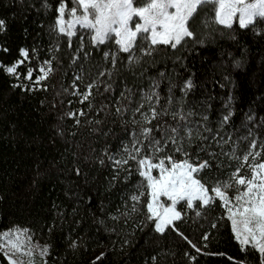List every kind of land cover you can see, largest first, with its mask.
Listing matches in <instances>:
<instances>
[{"label":"trees","instance_id":"trees-1","mask_svg":"<svg viewBox=\"0 0 264 264\" xmlns=\"http://www.w3.org/2000/svg\"><path fill=\"white\" fill-rule=\"evenodd\" d=\"M59 3L0 0V19L5 21L0 49L8 50L0 51V61L11 66L23 59L21 48L29 51V59L17 69L20 79L0 70V232L29 229L35 239L51 245L43 260L47 264H260L256 250H242L219 200L207 209H188L184 202L177 205L183 218L174 223L187 239L171 228L157 233L154 221L147 219V194L135 205L138 211H132L131 196L146 189V182L140 188L135 162L124 166L131 169L129 175L108 156L119 159L122 145L129 144L132 132L140 129L131 121L142 123L139 113L121 115L116 108L143 103L142 111L150 115L144 97L153 91L160 99L157 103L153 98L151 105L161 115L144 126L163 125L170 132L179 121V116L173 119V111L186 116L181 143L194 160L199 156L210 161L211 169L201 176L209 187L217 179H227L238 166L230 159L233 150L242 157L255 140V151L264 152V83L254 80L264 21L241 28L237 18L227 28L214 22V8L208 4L190 21L195 39H186L176 49L161 45L152 55L135 51L131 54L135 62L130 63V54L120 52L114 38L94 46L89 30L77 29L71 39L54 30ZM67 4L70 10L72 0ZM66 19L71 17L66 14ZM147 46L142 42V48ZM217 46L227 51L220 54L227 63L223 74L213 64L211 52L221 49ZM105 53L116 56L115 65ZM43 61H51L53 68L47 80L32 84L24 79L29 67L32 79L36 77ZM189 80L192 86L186 88ZM93 83L90 101L80 103L86 86ZM69 112L75 114L73 118L66 115ZM153 135L161 138L160 132ZM144 154H151L147 147ZM168 155L183 159L171 143L157 154ZM162 200L168 203L167 198ZM205 234L208 240L203 239ZM73 241L75 249L69 247ZM0 264H8L2 253Z\"/></svg>","mask_w":264,"mask_h":264},{"label":"snow or ice","instance_id":"snow-or-ice-1","mask_svg":"<svg viewBox=\"0 0 264 264\" xmlns=\"http://www.w3.org/2000/svg\"><path fill=\"white\" fill-rule=\"evenodd\" d=\"M72 3L73 7L69 10L67 0H60L56 9L58 15L54 30L69 39L76 34L77 28L89 30L92 33L91 42L94 46L105 44L115 37L119 51L130 54V63L135 62L136 58L131 55L135 51L142 49L145 55H152L161 45L176 49L178 45L186 42V39H195V33L190 28V21L208 4L214 8V22L227 28H232L233 20L237 18L241 28L264 21V0H72ZM66 14L71 19H66ZM4 28L5 21L0 19V31ZM142 42L148 45L147 48H142ZM0 51L7 52L8 50L3 48ZM19 55L23 59L14 61L11 66H5L0 61V70L20 79L17 69L29 59V51L21 48ZM110 55L115 65L116 56L114 54L105 53V58L107 59ZM44 63L48 65L47 70L41 66L39 69L41 74L36 77L35 81H32L33 68L31 67L28 68L24 79L34 84L47 80L53 68L51 61ZM104 75V72L100 73V76ZM77 79L80 77L78 76ZM191 86L192 82L189 80L185 87L190 88ZM12 87H19L22 91L27 90L22 84H13ZM86 87L87 91L82 94L80 103L90 101L91 90L96 87V84H88ZM44 90L47 88L45 87ZM73 95L81 94L74 92ZM121 95L124 99H130L123 93ZM153 98L159 103L160 98L155 91L144 97L149 102L150 115L142 111L145 106L143 103L131 109L127 105L116 108L117 114L122 115L124 111H132L133 117L137 113L142 117V123L141 120L136 119L131 121L134 125H140V129L138 133L132 132L129 144L122 145L120 158L117 159L114 155L108 156L109 161L117 169L127 170L129 175L132 174L131 169H125L124 166L130 161L135 162L136 172L142 178L140 188H144V182H146L145 190L131 196V200L135 202L132 211H138L135 205L139 204L141 197L147 194L149 197L146 204L147 219L154 221L155 231L164 234L166 229L171 228L183 237V233L174 223L183 218L177 205L184 202L188 209H207L219 200L221 206L226 209L227 220L231 222V230L242 250H247L248 247L256 250L260 256V264H264V160L260 159L264 152L255 151L257 146L255 140L251 142L250 148L242 157L237 155L236 150H233L230 159L238 161V166L227 179H217L209 187L208 182L201 176L205 170L211 169L210 161L201 160L199 156L194 160L181 143V133L186 127L181 122L186 120V116L173 111V119L179 116V121L170 132L163 125H157L155 129L144 126L151 125L161 115L157 108L151 105ZM169 103L171 104L172 101L170 100ZM91 106L89 102V107ZM84 114L80 112L81 116ZM164 114H168L167 109ZM66 115L73 118L75 114L69 112ZM230 115L231 113L224 117L225 122L228 121ZM76 123H80L79 119H76ZM154 131L161 133L160 139L153 135ZM187 135L190 141L191 130H188ZM169 143L174 146V153H179L183 159L177 160L174 155L162 158L157 156L165 150ZM145 147L148 148L150 155H142ZM261 148L264 149V145H261ZM209 155L214 154L209 153ZM100 163L103 164L104 161L101 160ZM217 167H222V165H217ZM245 168L247 172H244ZM154 170L158 171V176L153 174ZM77 175H79L78 169ZM230 190L235 191L234 196H229ZM161 197H166L171 204L161 203ZM201 214V211H196L197 216ZM212 226L216 227L215 224ZM183 238L187 239V237ZM208 238L207 234L203 236L204 240ZM188 243L191 244V241ZM69 247L75 249L76 242L73 241ZM192 247L196 248V245L192 244ZM50 248L51 245L33 244L32 236L27 228L15 227L0 232V253L7 259L8 264H35L32 259L34 254L38 253L41 257H46L50 254ZM196 251L199 252L200 249L196 248ZM103 255L97 257V260ZM25 257L28 258L27 261ZM44 264H47L46 260ZM92 264L96 262L93 261Z\"/></svg>","mask_w":264,"mask_h":264},{"label":"rangeland","instance_id":"rangeland-1","mask_svg":"<svg viewBox=\"0 0 264 264\" xmlns=\"http://www.w3.org/2000/svg\"><path fill=\"white\" fill-rule=\"evenodd\" d=\"M138 19V18H137ZM239 21V20H238ZM77 29H80V28H77ZM76 29V30H77ZM114 39H115V37H113ZM258 41H259V44H260V47H261V50H260V53H259V56H258V58H257V64H256V69H255V82H257V83H264V34H262L261 36H259V38H258ZM202 46H204V44H202ZM223 46H227V45H223ZM217 47H219V48H221V49H218V48H216V49H214L211 53H213L214 52V57H215V61L213 62V64L215 65V67L219 70V72L220 73H225V70H224V68H227L226 67V65H227V63L225 62V60H223L222 58H221V56H220V54L222 55V54H224L225 52H227L222 46H217ZM229 47H231V48H233V46H229ZM222 49H224V50H222ZM219 50H221V51H219ZM228 50V49H227ZM226 54V53H225ZM229 54H230V57L233 59V50H230V52H229ZM219 56H220V58H219ZM213 57V58H214ZM45 61H43L40 65H39V67H38V69L36 70V72H37V75H36V77L38 76V75H40L41 73H40V71H39V69H40V67L41 66H43L44 68H45V70H47V67H48V65L47 64H45L44 63ZM224 70V71H223ZM36 77H34L33 79H32V81H35L36 80ZM32 84H34L33 82H32ZM158 162V161H157ZM245 172H247V169L245 168ZM153 174L154 175H157L158 176V171L157 170H154V172H153ZM248 175H250V173H248ZM235 195V191L234 190H230L229 191V196H234ZM166 198V197H165ZM163 199V197H161L160 198V202L161 203H165V204H171V201H168V203H166L165 201H163L162 200ZM19 228H22V227H19ZM12 229V228H11ZM7 230H9V229H7ZM7 230H4V231H7ZM4 231H2V232H4ZM31 234V233H30ZM31 236H32V234H31ZM32 242H33V244H35V245H39V246H44V245H47L46 243H43V242H40L39 240H37V239H35L33 236H32ZM46 257H41L38 253H35L34 254V256H33V260H34V262H35V264H43L44 263V259H45ZM27 257H25V260L27 261Z\"/></svg>","mask_w":264,"mask_h":264}]
</instances>
